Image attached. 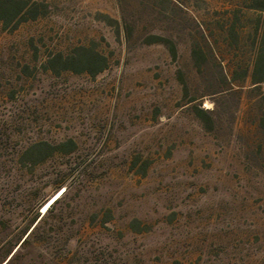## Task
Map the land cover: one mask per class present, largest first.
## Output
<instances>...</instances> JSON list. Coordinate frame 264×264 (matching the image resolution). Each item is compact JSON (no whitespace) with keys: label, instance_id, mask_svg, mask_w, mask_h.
<instances>
[{"label":"rangeland","instance_id":"1","mask_svg":"<svg viewBox=\"0 0 264 264\" xmlns=\"http://www.w3.org/2000/svg\"><path fill=\"white\" fill-rule=\"evenodd\" d=\"M23 1L34 19L0 23V264H264V103L241 79L264 12ZM84 51L101 72L71 70Z\"/></svg>","mask_w":264,"mask_h":264},{"label":"trees","instance_id":"2","mask_svg":"<svg viewBox=\"0 0 264 264\" xmlns=\"http://www.w3.org/2000/svg\"><path fill=\"white\" fill-rule=\"evenodd\" d=\"M250 8L258 10L260 12H264V0H249ZM26 2L23 0H0V23H2L5 27L9 24H14V27H16L18 24L27 21L28 19H34L35 14L30 17H25L24 15L26 13H31L30 10L26 11ZM231 37L236 38L237 33L233 30V28L230 31ZM257 35H258V43L254 47L253 56L251 65L249 68H245L242 71L241 79L243 81L247 80L249 78L252 89L255 91H259L261 94V99L264 103V94L261 92V84L264 83V17L262 19V25L257 28ZM171 51L174 53V47H171ZM192 57L195 61V65L200 68L201 63L200 60H202V53H199L197 50L192 51ZM79 59L71 60L72 61V67L71 70L75 72L81 71L78 67L84 66L86 67V70H84L86 73H88L91 76H94L101 72L104 69V59L102 57H99V55L94 54L92 55L88 51H84L82 54L79 55ZM221 66V64H220ZM222 74L224 80L228 81L232 85H236V80L234 76L230 77L228 76V71L226 69V66H221ZM230 75V74H229ZM241 87V86H237ZM194 114L196 118H198L201 121H209L211 122V113L208 110H205L203 108H200L199 105L194 106ZM262 125H264V115L261 117ZM69 144H64L62 146H66ZM73 145V143H72ZM40 147V146H39ZM43 147V146H42ZM42 148L40 149V152L43 151ZM57 150L60 149V146L55 148ZM53 205V204H52ZM50 206V208L52 207ZM49 208V209H50ZM48 209V210H49ZM8 261L5 263L7 264Z\"/></svg>","mask_w":264,"mask_h":264},{"label":"bare ground","instance_id":"3","mask_svg":"<svg viewBox=\"0 0 264 264\" xmlns=\"http://www.w3.org/2000/svg\"><path fill=\"white\" fill-rule=\"evenodd\" d=\"M62 191V189L58 190L53 196H51L40 208H41V213L45 214L50 206L57 200L60 196L59 192Z\"/></svg>","mask_w":264,"mask_h":264},{"label":"water","instance_id":"4","mask_svg":"<svg viewBox=\"0 0 264 264\" xmlns=\"http://www.w3.org/2000/svg\"><path fill=\"white\" fill-rule=\"evenodd\" d=\"M12 255H13V253L10 255L9 259L11 258Z\"/></svg>","mask_w":264,"mask_h":264}]
</instances>
